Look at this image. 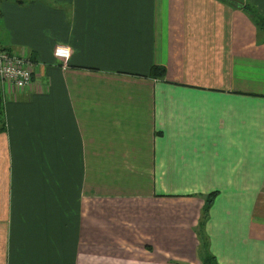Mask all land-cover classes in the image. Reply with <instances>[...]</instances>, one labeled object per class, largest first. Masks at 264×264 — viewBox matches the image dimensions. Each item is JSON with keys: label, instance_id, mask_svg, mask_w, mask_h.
Masks as SVG:
<instances>
[{"label": "crops", "instance_id": "obj_1", "mask_svg": "<svg viewBox=\"0 0 264 264\" xmlns=\"http://www.w3.org/2000/svg\"><path fill=\"white\" fill-rule=\"evenodd\" d=\"M243 3L264 16L0 1V48L35 63L28 88L2 86L0 264H264V31Z\"/></svg>", "mask_w": 264, "mask_h": 264}, {"label": "trees", "instance_id": "obj_2", "mask_svg": "<svg viewBox=\"0 0 264 264\" xmlns=\"http://www.w3.org/2000/svg\"><path fill=\"white\" fill-rule=\"evenodd\" d=\"M0 1L14 2L21 6H29L37 2V0H0ZM242 5H243L244 12L252 19V21L257 26V28L264 31V16H262L252 4L243 3ZM165 73H166L165 68L153 67L150 71L149 76L152 78L165 79ZM5 123H6L5 121V100H4V96L2 92V84L0 82V132L5 130ZM217 196H218V193L214 192L210 194L209 196L205 197L198 229H204V226L208 220V214ZM202 242H203V245H202L203 249L205 250V252H207L206 250H208V245L206 244L205 240H203ZM203 264H217V262L212 255L207 253L206 257L204 258Z\"/></svg>", "mask_w": 264, "mask_h": 264}, {"label": "built area", "instance_id": "obj_3", "mask_svg": "<svg viewBox=\"0 0 264 264\" xmlns=\"http://www.w3.org/2000/svg\"><path fill=\"white\" fill-rule=\"evenodd\" d=\"M35 63L26 55L0 48V82L18 90L28 88L33 80Z\"/></svg>", "mask_w": 264, "mask_h": 264}, {"label": "rangeland", "instance_id": "obj_4", "mask_svg": "<svg viewBox=\"0 0 264 264\" xmlns=\"http://www.w3.org/2000/svg\"><path fill=\"white\" fill-rule=\"evenodd\" d=\"M260 13V12H259ZM261 14V13H260ZM262 15V14H261ZM263 16V15H262ZM161 80H165V79H161Z\"/></svg>", "mask_w": 264, "mask_h": 264}]
</instances>
